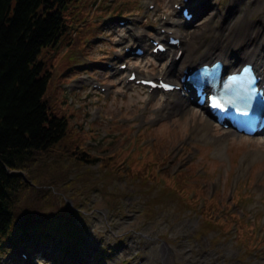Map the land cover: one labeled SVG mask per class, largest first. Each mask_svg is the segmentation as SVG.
Wrapping results in <instances>:
<instances>
[{
  "label": "rangeland",
  "instance_id": "rangeland-1",
  "mask_svg": "<svg viewBox=\"0 0 264 264\" xmlns=\"http://www.w3.org/2000/svg\"><path fill=\"white\" fill-rule=\"evenodd\" d=\"M174 1L82 0L77 8L71 7L66 12L74 32L61 37L57 48L46 47L38 56L51 72L44 97L50 112L68 120V133L62 145L71 149L87 146L91 150L89 154L100 157L98 166L101 156L111 154L113 158L107 162V168L122 163L125 169L117 167V176L107 179L90 177V185L75 194L74 186L67 184L74 175L68 174L63 183L67 184L65 189L59 185L54 187V205L49 203L45 208L46 204L41 201L42 205L46 210L68 211L80 228L81 240L83 237L87 247L95 252L106 246L111 251L109 259L103 261L93 259L91 255L84 256L83 251L75 248L74 242L64 244L58 238L49 239V245L44 247L30 234V238L23 241L35 242V249L29 251L33 259L20 261L17 252L21 249L16 246L13 254L0 261L2 264H164L167 261L168 264H264V256L256 254L257 251L243 258V251L233 236L221 237L217 242H213L215 233L196 237L199 216L189 210L179 213L176 206H162L156 209L153 219L144 217L142 211L149 195L141 193V187L132 184L139 182L133 175L143 164L150 163L153 169L154 163L167 162L161 166L169 171L185 170L188 190L201 184L203 194L196 189L197 195L205 198L216 193L221 202L231 204L230 196L235 189L240 193L246 191L247 196L238 211L248 217L252 225L259 226L260 236L264 235L263 138L229 135L230 130H221L214 124L207 137H198L194 130L206 119L199 108L189 105L184 114L163 116L166 95L156 93L150 97L146 89L132 83L125 85L127 72L112 73L106 67V64L116 66L120 62L116 60L119 55L121 61L136 67L140 75L154 77L162 72L166 67V55L155 57L148 53L142 58H131L124 54L123 47L143 44L138 33L145 34L146 41L155 37L165 22L179 23L174 27L179 31L173 29L175 34L200 45L215 43L218 32L228 38L227 33H221L225 18L229 19L230 35L248 22L264 28V0H194L197 1L194 3L196 8L207 5L196 12L190 23H184L179 13L173 11ZM125 2L127 7L137 6L136 9L117 10L119 5L116 7V4ZM102 4L106 10L97 11L96 7L100 6V10ZM148 4H154L159 11H149ZM207 15H212L213 19L205 24ZM119 18L131 23L119 26L116 22ZM127 26L131 32L127 31ZM252 32L257 33L258 27H253ZM99 34L102 35L97 39ZM92 81L103 85L106 91L101 93L93 89ZM224 136L223 145H218L217 140ZM97 165L91 168L97 169ZM63 170L67 172L69 167L64 166ZM120 175L122 178L118 177ZM167 176L160 175V180L157 178L153 184L159 188L163 182V186H167L177 180ZM138 177L141 181L145 178L144 174ZM103 182L110 184L108 189L112 192L115 188L122 191L119 206L112 205L95 190L90 194V187L105 193ZM40 200L45 199L40 197ZM36 205V202L31 204L41 211ZM78 208L83 210L85 220L76 218L82 216ZM164 245L173 259L169 257L165 261L162 257L160 250ZM250 247L249 243L245 246Z\"/></svg>",
  "mask_w": 264,
  "mask_h": 264
},
{
  "label": "trees",
  "instance_id": "trees-1",
  "mask_svg": "<svg viewBox=\"0 0 264 264\" xmlns=\"http://www.w3.org/2000/svg\"><path fill=\"white\" fill-rule=\"evenodd\" d=\"M80 1L0 0V255L6 250L2 248L3 244L14 240L16 233L26 226L32 227L36 234H59L79 240L80 234L73 233L76 230L60 210L46 214L45 208L49 205L51 189L59 182V175L66 174L64 166L69 169L74 167L75 170L83 168L84 171H79L81 175L71 186L79 182L87 188L90 177L97 178L95 169L91 168L96 163L87 151L62 145L68 133V120L50 112L44 97L51 72L38 56L44 48L56 47L61 37L67 34L69 26L64 12L71 7L77 8ZM65 158L70 160L64 164L61 161ZM112 158L109 155L97 169L106 179L115 176V169L106 166ZM147 166L150 164L133 175L140 181L138 176L144 174L141 188L157 179L155 173L147 171ZM19 172L25 174L26 181L16 174ZM164 173L168 175V171ZM176 178L170 185L161 187L158 194L148 188L146 193L150 202L145 210L146 216L155 212L153 205L176 202L180 208L186 206L199 215L198 237L212 231L226 236L237 224L238 243L243 244L244 238H257V228L252 227L236 210L247 194L236 192L232 205L224 203L225 209L221 207L223 202L213 198L200 206L194 200L198 196L197 191L190 195L199 184L190 191L185 172ZM200 190L202 193L203 190ZM120 192H107L113 196L110 202L116 201ZM40 197L45 200H40ZM184 200L192 204L184 203ZM41 201L46 204L45 208ZM33 202L41 211L31 206Z\"/></svg>",
  "mask_w": 264,
  "mask_h": 264
},
{
  "label": "bare ground",
  "instance_id": "bare-ground-1",
  "mask_svg": "<svg viewBox=\"0 0 264 264\" xmlns=\"http://www.w3.org/2000/svg\"><path fill=\"white\" fill-rule=\"evenodd\" d=\"M201 10L203 9H199L198 12ZM207 17L205 24H208L213 19L212 15H207ZM228 20V18H225V25L221 31V33H227L228 38L221 36L218 32V34H216L215 43L206 45L193 44V42L188 41L185 36H182L184 40L180 43L178 48H169L167 54L168 65L158 75L163 76L168 81L177 83L183 68L187 65H200L205 63V60H221L224 64V72H235L243 63L247 62L253 63L259 74L264 77V28L259 24L253 25L248 22L246 25L237 28L235 32L230 35L229 32H231V29L227 24ZM179 25V23H168L166 25L163 23L161 27L166 30H173L174 27ZM253 27H258V32L255 34L252 32ZM175 30L179 31L177 28ZM138 38H140L139 41L144 40L143 34L138 33ZM256 39L258 40L257 43L255 42ZM178 49H182L183 51L180 58L175 59L174 56ZM200 50H203V52ZM188 68H190V66H188ZM155 94L156 91L153 95ZM167 97L168 100L166 99L162 109L164 110L163 116H172L176 113L184 114L188 112V107L192 103L190 93H188L186 97H181L179 92L173 91L167 93ZM201 110L203 114L205 113L206 119L194 130V132H197L198 136L207 137V134L211 131L213 126V118L208 115L205 109L201 108ZM230 134L239 135L233 132H229V135ZM224 141L225 136L218 139L216 143L218 145H223ZM160 252L165 261H167L169 257L173 259L167 246L164 245ZM167 262H164V264H168ZM193 264H195V262H193Z\"/></svg>",
  "mask_w": 264,
  "mask_h": 264
},
{
  "label": "snow or ice",
  "instance_id": "snow-or-ice-1",
  "mask_svg": "<svg viewBox=\"0 0 264 264\" xmlns=\"http://www.w3.org/2000/svg\"><path fill=\"white\" fill-rule=\"evenodd\" d=\"M245 71H246V72H250V70H248V69H246Z\"/></svg>",
  "mask_w": 264,
  "mask_h": 264
}]
</instances>
